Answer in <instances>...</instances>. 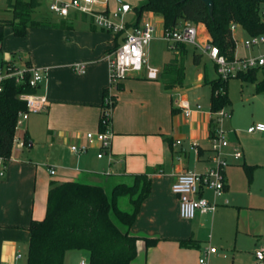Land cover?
<instances>
[{"label": "crops", "instance_id": "obj_1", "mask_svg": "<svg viewBox=\"0 0 264 264\" xmlns=\"http://www.w3.org/2000/svg\"><path fill=\"white\" fill-rule=\"evenodd\" d=\"M3 1L0 18H10L11 13L5 9L6 0ZM50 1L41 0V3L44 2L48 7ZM111 1L96 0V7L110 11L117 2ZM131 7L128 13L135 12L136 6ZM42 18L53 22L68 19L72 26L65 29L29 27L23 37H15L11 27L5 33L12 48L10 59L15 58L21 64L45 69L44 79L37 92L45 95L48 106L41 112L30 114L22 123L21 132L12 145L10 159L5 162V168L0 166V172L3 170L0 175V264H14L18 244L24 246L26 255L29 223L32 219L44 217L51 181L74 180L99 184L107 190L116 179L146 171L150 172V193L129 230L133 235L154 237L157 241L147 247L143 239H138L135 263L200 264L199 258L203 256L204 250L214 247L211 244L214 240L210 236L209 239L202 237L198 231L207 227L210 231H222L220 247L207 254V264H259L255 251L264 249V233L257 229L256 224L253 223L251 227L246 222L242 224L241 220L226 218L225 210L217 211V203L213 211L197 212L193 219H183L179 215L178 198L170 190L171 183L179 173H200L212 166L209 133L215 121L211 115V85L208 95L198 97L201 104L190 97L188 87L193 85L197 88L205 82L210 84L217 78L216 74L214 78L208 79L206 65L199 68L200 62L194 64L191 57L195 77L188 82L187 59L191 54L187 52L182 85L165 89L162 80H159L160 75L155 80L130 75L119 82L117 89L109 82L107 53L114 48L119 37L116 39L115 34L96 27L90 29L91 21L81 14L71 13L67 18ZM143 20H150L156 28L151 42L155 39L163 41L160 38L162 18L146 11L139 20L136 17L133 23ZM199 36L202 38L204 33L199 32ZM233 38L235 40L234 35ZM148 48L149 45L146 48L149 62ZM174 54L172 50L163 61V66ZM78 64L85 65L83 73L74 70ZM104 89L106 95L116 98L111 113L112 137L108 158H104V154L98 157L100 144L89 142L85 137L86 132L99 131ZM197 105H200V109H197ZM184 108L191 111L190 116L184 115ZM220 126L228 140L222 156L226 159L228 153L232 156L239 149L241 157L232 158L236 161L245 160L243 147L238 139L236 141L231 136V129H225L221 123ZM254 134L262 135L264 132ZM80 144L87 146L85 153L75 154L70 150L71 145ZM193 144H197V150L191 148ZM41 150L44 155L39 161L38 153ZM52 168L54 174H50ZM223 171V190L228 193L230 178L225 168ZM40 172H43L42 176ZM44 187L46 197L42 204L44 211L42 207L41 212V209L36 208L37 205L41 206L36 203V196L38 188ZM207 192L209 190L205 191V195ZM243 234L250 239L247 247L242 245L240 239ZM189 239L192 240L189 245L180 243L181 240ZM74 252L81 256L78 264L81 260L88 263L89 253L86 250H68L63 264H67Z\"/></svg>", "mask_w": 264, "mask_h": 264}, {"label": "trees", "instance_id": "obj_2", "mask_svg": "<svg viewBox=\"0 0 264 264\" xmlns=\"http://www.w3.org/2000/svg\"><path fill=\"white\" fill-rule=\"evenodd\" d=\"M212 12L202 0H144L136 6L137 20L146 11L159 15L163 29L173 28L180 20H188L203 32L202 38L219 47L228 58L234 55V39L230 30L232 22L237 23L248 34L264 31L260 21L259 8L264 0H212ZM41 5V0H6L5 9L10 18H0V46L4 29L10 26L15 37L25 36L29 27L71 28L70 20L53 22L48 18L34 19L33 11ZM85 16V15H83ZM138 22V21H137ZM136 22V23H137ZM90 29H95L93 25ZM118 39L119 34H115ZM119 41L115 43L116 47ZM186 44L175 47L174 56L164 64L160 79L165 89L182 85L185 78ZM113 50V49H112ZM201 53L193 50L192 62L198 64ZM257 69L239 73L236 77L244 82H255V92L264 98L263 77L256 81ZM228 80V79H227ZM227 80L219 77L210 81L211 110L216 112L230 104L227 96ZM117 89L119 83L116 84ZM25 82L7 79L0 93V157L7 162L11 156L16 121L19 112L25 109L20 100L21 93L33 92ZM106 96V89L103 91ZM112 109L116 98L110 96ZM102 107V105H101ZM104 128L99 117V130ZM213 131V127L210 132ZM26 141H29L25 137ZM150 172L133 173L116 179L107 192L101 185L68 180L49 183L45 215L42 219H32L28 226L29 241L25 264H63L68 250H86L87 264H137L136 241L143 239L146 246H152L157 238L137 236L130 233L143 201L150 193ZM126 196L130 208L119 206L120 198ZM192 240H181L189 245Z\"/></svg>", "mask_w": 264, "mask_h": 264}, {"label": "built area", "instance_id": "obj_3", "mask_svg": "<svg viewBox=\"0 0 264 264\" xmlns=\"http://www.w3.org/2000/svg\"><path fill=\"white\" fill-rule=\"evenodd\" d=\"M48 9L61 18H67L71 13L85 15L94 27L113 34H119V44L107 53L110 85L116 86L117 83L130 75H139L151 80L159 78L161 70L156 66L150 65L146 58V48L154 38L156 28L150 20H143L137 23L127 22L125 15L132 10L129 3L117 0L115 8L107 11L98 9L96 0H51L48 3ZM258 12L260 21L264 25V5L259 8ZM238 26L235 22L230 24L232 37ZM160 38L167 43L168 48L171 50H175L178 45L186 44L201 54H207L214 64L217 77L222 80H227L230 77L237 76L239 73L252 69L264 70V31L258 34L247 33V36L242 40L243 48L262 47V52H258L256 55L234 54L230 58L222 54L219 47L209 42L207 38H200L198 26L188 20L182 19L173 28L162 29ZM74 70L78 73H83L85 65H75ZM44 75L45 69L21 64L14 58L2 61L0 65V93L7 79H13L17 83L25 82L34 89L33 92L19 95L20 100L24 102L25 109L18 114L16 129L22 125L30 114L41 112L47 108V98L37 92ZM197 109H200V105H197ZM111 113L112 100L110 96L106 95L103 98L101 107L104 128L96 132L89 131L85 134L89 142L96 141L100 144L98 157H101L109 150V141L112 137L110 131ZM183 113L188 117L191 111L188 108H184ZM211 115L214 118L215 125L213 126V131L209 133V150L212 152L211 161L215 165L200 173L193 171L181 172L170 186L171 192L179 201V215L187 220L193 219L197 212L203 213L215 210L216 203L214 201L210 202L206 198L205 191L209 190L214 197H217L225 186L223 166L226 165V162L222 157V150L228 145V140L220 123L226 117L227 112L223 107L216 112L211 111ZM247 132H264V123H256L249 126ZM15 140L14 137L13 143ZM191 148L197 150V144H193ZM70 150L73 153L82 154L87 151V146L85 144L71 145ZM241 154V151L237 149L232 153V157L238 159ZM0 166L2 169L5 168V162L1 157ZM2 174L3 170L0 172V175ZM50 174H54L53 168L50 169ZM215 251V247L206 248L203 256L199 258V263L207 264V254ZM17 257H20V255ZM255 257L259 264H263L264 249H257ZM79 264H86V262L81 260Z\"/></svg>", "mask_w": 264, "mask_h": 264}, {"label": "rangeland", "instance_id": "obj_4", "mask_svg": "<svg viewBox=\"0 0 264 264\" xmlns=\"http://www.w3.org/2000/svg\"><path fill=\"white\" fill-rule=\"evenodd\" d=\"M114 1L116 2L117 0ZM122 1H125L132 6H138L143 0ZM109 2L111 3L112 1L109 0ZM3 3L4 1L0 0V6ZM263 5L264 3H261L260 7ZM32 16L34 19H41L42 17L46 16H49L52 19L59 18L55 13L48 9L44 2H42L41 5L33 11ZM125 19L129 23H133L136 20L135 12L132 11L126 14ZM9 29L10 26H6L4 29L3 40L0 46V65L1 61L9 60L12 53V48L9 46L7 34H5ZM246 36L247 33L240 26H238L234 31V48L236 55H256L258 52L263 51L262 47H253L251 49L243 48L242 40ZM171 51L172 50L168 48L166 42L157 39L153 40L149 44L148 48V58L150 65L162 68L163 61L170 56ZM192 51V48L187 47V52L191 54L187 59L188 66L186 70L187 74L190 76L188 78V82H191L195 77V68H193V63H191ZM14 60L16 59L14 58ZM204 65H206L208 79L214 78L216 74L214 71V64L209 59L207 54L202 53L199 68H202ZM262 77V71L258 70L256 73V81L261 80ZM188 92L190 93V97L194 99L196 103L201 104V101L198 100V97H205L208 95L210 92V84L205 82V84H201L197 88H194L192 85L188 87ZM227 96L230 100V104L225 108L227 115L222 119L221 124H223L225 129H231V136L236 141L238 139L245 152V160L240 159L236 161L232 158L231 153L227 154L226 159L222 156L226 162V165H224L223 168L227 170L230 178V187L228 189V193L227 191L223 190L217 196V198L214 199L213 193L209 191L205 196L211 202L215 200V203L218 204L217 211L225 210L223 212H225L226 218H231V220L233 219L234 221L241 220L242 224L246 222L247 225L251 227L254 223L257 225V229L261 233H264V134L260 135L247 132V128L249 126L256 123H264V98L261 94H257L255 92V82H244L236 76L230 77L227 80ZM20 132L21 127H18L14 134L16 140ZM107 154V152L104 153V158H108ZM43 155V150H41L38 153L39 161L42 160ZM211 164L212 166L215 165L212 161ZM42 174L43 172H40V176H42ZM106 191L109 192L110 188ZM45 197L46 187L42 189L38 188L36 203L38 202L41 206L37 205L36 208L41 209L43 207L42 209L44 211V205L42 204L45 200ZM40 200H42V202H40ZM119 206L126 210L130 208L128 204V198L126 196L120 198ZM198 231L202 237L206 239H209L210 236L212 240H214L211 244L215 248L220 247L219 238L220 235H222L221 229L210 231L207 229V227H203ZM240 236V239L242 238V245L244 247L249 246V237H244L245 234ZM24 253V246L22 244H18L15 255H20V257L16 258L15 256L16 260L14 261V264L26 263V255L24 256ZM80 257L81 256H79L78 253L74 252V254L71 255L67 260V264H78Z\"/></svg>", "mask_w": 264, "mask_h": 264}, {"label": "water", "instance_id": "obj_5", "mask_svg": "<svg viewBox=\"0 0 264 264\" xmlns=\"http://www.w3.org/2000/svg\"><path fill=\"white\" fill-rule=\"evenodd\" d=\"M207 6H208V10L209 13L212 12V7H213V2L212 0H202ZM144 241V240H143ZM145 243V242H144ZM146 245V244H145Z\"/></svg>", "mask_w": 264, "mask_h": 264}]
</instances>
